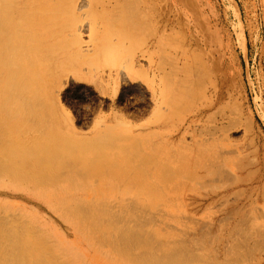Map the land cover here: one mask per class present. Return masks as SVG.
Returning <instances> with one entry per match:
<instances>
[{
    "label": "rangeland",
    "instance_id": "obj_1",
    "mask_svg": "<svg viewBox=\"0 0 264 264\" xmlns=\"http://www.w3.org/2000/svg\"><path fill=\"white\" fill-rule=\"evenodd\" d=\"M107 1L116 6L101 11L97 3L77 12L83 50L59 37L44 42L52 46L50 57L59 58L46 76L48 94L71 131L92 143L96 122L102 128L119 121V143L144 155L142 171L120 166L124 157L117 151L103 153L117 163L103 166L106 175H124L129 187L156 195L104 201L115 215L110 220L153 244L134 246L136 253L163 248L189 254L186 264H264V0H153L148 22L159 19L164 3L168 12L161 47L155 46V26L140 31L135 10L144 0ZM213 85L218 93L210 96ZM220 155L245 163L237 172L241 185L214 175L202 183L185 178L190 171L204 173L201 166ZM223 162L229 172L230 162ZM0 216L24 230L31 264H85L73 261L51 235L57 229L71 240L70 222L31 190L0 181ZM109 227L106 243H83L81 251L95 248L123 261L107 244L110 234L120 242Z\"/></svg>",
    "mask_w": 264,
    "mask_h": 264
},
{
    "label": "bare ground",
    "instance_id": "obj_2",
    "mask_svg": "<svg viewBox=\"0 0 264 264\" xmlns=\"http://www.w3.org/2000/svg\"><path fill=\"white\" fill-rule=\"evenodd\" d=\"M77 3L78 0H0V181L31 190L58 215L70 222L71 240L57 229L50 232L58 248L69 249V255L75 262L189 263L192 258L189 254L182 255L163 248L143 249L141 253H136L137 249L135 250L134 246L153 244L142 241L143 238L138 231L130 234L125 224L117 226L114 224L116 219L110 220L115 215L112 208H108L107 205L104 207V204H107L104 201H126L130 200L129 197H135L138 201V198L151 200L156 197L151 192L126 185L128 177L124 175L116 180L104 173L103 166L114 168L117 163L113 157L111 160L104 157L103 153L106 155L114 151L124 157L123 163H119L120 166L135 165L137 170L145 171L142 167L144 155L131 154L128 147L119 143L123 138L119 137L121 129H124L122 122L104 124L102 128L99 127L100 122H96L93 126V140L89 143L71 131L72 127L49 97L50 84L46 76L57 67L59 58L50 57L52 46L44 41L59 37L65 43L78 44L77 51L83 50L80 41L82 22L78 10L99 3L103 11L111 2L87 0L86 4ZM147 3H153V0H144L145 6L135 10V16L139 17L140 31L149 29L150 25L155 26L158 32L155 46H164L169 23L166 5L164 3L159 19L152 24L144 18L151 10ZM111 4L113 9L116 3ZM67 34L70 39H67ZM43 60L44 66L37 68ZM177 65L175 60L174 69H177ZM217 93V88L213 85L210 96ZM15 134H18L17 138H14ZM221 159V162L225 160L230 162L229 172L224 169ZM220 160L217 156L215 160L208 162L209 164L201 166L204 173L190 171L185 174V178L202 183L207 175H214L232 186L241 185L244 178L237 172L246 168L245 163L238 157L223 155H220ZM226 195L225 191L219 198ZM233 209L235 211V208H231L232 211ZM7 220L5 216H0V264H31L32 252L24 230L17 224H9ZM105 224L117 229L120 242L116 243L111 234L109 238L106 237V241L111 250L120 255L123 261L101 253L95 248L88 255L81 251L83 243L94 247L97 241L98 245H103L105 242L103 236L105 237V233L110 230ZM126 237H134L136 241L124 239Z\"/></svg>",
    "mask_w": 264,
    "mask_h": 264
}]
</instances>
